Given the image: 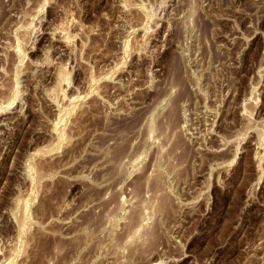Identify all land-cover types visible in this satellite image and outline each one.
<instances>
[{"label":"rangeland","instance_id":"rangeland-1","mask_svg":"<svg viewBox=\"0 0 264 264\" xmlns=\"http://www.w3.org/2000/svg\"><path fill=\"white\" fill-rule=\"evenodd\" d=\"M0 264H264V0H0Z\"/></svg>","mask_w":264,"mask_h":264},{"label":"bare ground","instance_id":"bare-ground-1","mask_svg":"<svg viewBox=\"0 0 264 264\" xmlns=\"http://www.w3.org/2000/svg\"><path fill=\"white\" fill-rule=\"evenodd\" d=\"M63 74V73H62Z\"/></svg>","mask_w":264,"mask_h":264}]
</instances>
